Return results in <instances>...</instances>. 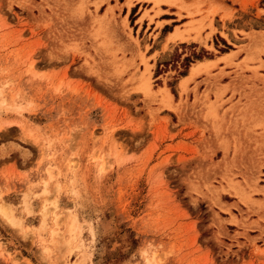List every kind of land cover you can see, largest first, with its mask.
<instances>
[{"label":"rangeland","instance_id":"1","mask_svg":"<svg viewBox=\"0 0 264 264\" xmlns=\"http://www.w3.org/2000/svg\"><path fill=\"white\" fill-rule=\"evenodd\" d=\"M133 1L0 0V264H264V0Z\"/></svg>","mask_w":264,"mask_h":264},{"label":"crops","instance_id":"2","mask_svg":"<svg viewBox=\"0 0 264 264\" xmlns=\"http://www.w3.org/2000/svg\"><path fill=\"white\" fill-rule=\"evenodd\" d=\"M150 3L151 2H146V0H135L133 1V3L130 5V7H123V10L126 12L127 8H128V17L127 20H129V16L132 12V8L139 6V9L134 13L135 16V23L134 25L136 26V28H140V30H145L147 24H148V18L147 16L144 15V10L149 9L150 8ZM152 14V11H149V15ZM179 20V17L176 14V11L173 10L171 7L168 8L166 5L161 4L159 6V12L156 16H154L151 25H149V29H153L151 34L153 35H158L161 32V28H165L166 26L170 25L172 26L171 29H169L168 31H166L165 35L160 39V40H154V42H149V44H151V47L154 46V44H157V51L160 52L162 49V45L165 42L166 38L168 37V35L174 34L176 33V30L178 27V24H174L173 22ZM155 21H158L161 23V26L158 29H154V24ZM179 30V29H178ZM146 32H148L146 34V38L147 36L149 37L150 32L147 30ZM145 32V33H146ZM170 43V42H169ZM168 43V44H169Z\"/></svg>","mask_w":264,"mask_h":264},{"label":"bare ground","instance_id":"3","mask_svg":"<svg viewBox=\"0 0 264 264\" xmlns=\"http://www.w3.org/2000/svg\"><path fill=\"white\" fill-rule=\"evenodd\" d=\"M1 211L7 215L10 219H13L14 220V217L13 215L11 214V211L8 209V207H5V206H2L1 207Z\"/></svg>","mask_w":264,"mask_h":264}]
</instances>
